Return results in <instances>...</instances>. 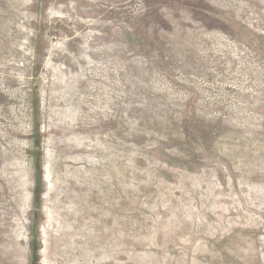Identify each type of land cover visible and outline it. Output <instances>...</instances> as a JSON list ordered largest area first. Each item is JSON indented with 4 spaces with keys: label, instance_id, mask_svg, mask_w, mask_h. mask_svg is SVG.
<instances>
[{
    "label": "rangeland",
    "instance_id": "374dc122",
    "mask_svg": "<svg viewBox=\"0 0 264 264\" xmlns=\"http://www.w3.org/2000/svg\"><path fill=\"white\" fill-rule=\"evenodd\" d=\"M0 264H264V0H0Z\"/></svg>",
    "mask_w": 264,
    "mask_h": 264
}]
</instances>
